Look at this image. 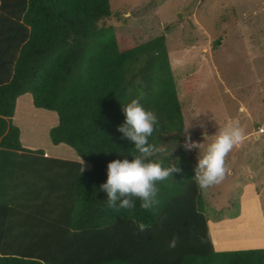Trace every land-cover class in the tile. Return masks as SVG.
<instances>
[{"label": "trees", "instance_id": "obj_1", "mask_svg": "<svg viewBox=\"0 0 264 264\" xmlns=\"http://www.w3.org/2000/svg\"><path fill=\"white\" fill-rule=\"evenodd\" d=\"M110 14L109 0H0V264H264V248L214 247L182 147V100L165 35L121 43ZM23 93L56 112L52 143L74 147L89 168L22 145L11 117ZM141 94L158 119L150 143L170 152L152 159L182 173L157 182L152 211L139 201L115 211L100 186L108 163L138 154L117 129L122 108ZM140 222L151 227L135 234Z\"/></svg>", "mask_w": 264, "mask_h": 264}, {"label": "rangeland", "instance_id": "obj_2", "mask_svg": "<svg viewBox=\"0 0 264 264\" xmlns=\"http://www.w3.org/2000/svg\"><path fill=\"white\" fill-rule=\"evenodd\" d=\"M109 4L107 22L121 43L165 35L184 131L187 128L192 141L204 144L200 150H186L194 169L215 134L239 121L245 138L226 158L225 179L202 189L205 209L216 249L264 248V133L257 131L264 128V0ZM19 98L11 122L20 129L24 147L78 158L74 147L55 145L50 139L56 112L33 105L29 93ZM87 168L84 161L83 169Z\"/></svg>", "mask_w": 264, "mask_h": 264}, {"label": "clouds", "instance_id": "obj_3", "mask_svg": "<svg viewBox=\"0 0 264 264\" xmlns=\"http://www.w3.org/2000/svg\"><path fill=\"white\" fill-rule=\"evenodd\" d=\"M143 95L131 99L123 108L125 122L118 127L123 138L130 141L136 151L131 160L116 159L107 165V180L100 186V190L107 194V206L119 211L121 209L135 210L136 201H139L140 209L152 211L159 203L157 200V182L169 180L173 174L182 173L177 163H168L165 166L161 160L153 157L170 152L163 146L150 143L149 138L158 130V119L156 115L145 110L141 100ZM187 129V128H186ZM184 131L185 138L182 147L187 151L204 148L203 143L192 141ZM208 137L206 136V139ZM245 138L244 129L239 121L230 122L224 129L215 134L214 139L199 157L194 170V179L201 189H208L220 184L229 172L226 158L234 147L243 142ZM80 171H83L84 161L78 157ZM150 225L143 222L137 223L135 234L147 232ZM178 237L169 241V248H175Z\"/></svg>", "mask_w": 264, "mask_h": 264}, {"label": "crops", "instance_id": "obj_4", "mask_svg": "<svg viewBox=\"0 0 264 264\" xmlns=\"http://www.w3.org/2000/svg\"><path fill=\"white\" fill-rule=\"evenodd\" d=\"M20 99L21 98H17V102L19 103V101H20ZM32 100V99H31ZM17 103V104H18ZM34 105V104H33ZM243 108V107H242ZM41 112V111H40ZM262 133H264V132H262ZM20 136H21V134H20ZM21 138V137H20ZM23 145V144H22ZM24 146V145H23ZM31 149V148H30ZM44 151V150H43ZM45 152V151H44ZM45 155L46 156H49V157H57V158H63V159H70V160H78L77 158H73L72 156H70V157H66V156H64V155H62V154H58V155H53V154H49L48 152H45ZM65 157V158H64ZM210 228V227H209ZM210 233H211V230H210ZM211 238H212V241H213V237H212V234H211ZM214 245H215V243H213ZM220 244V243H219ZM215 247V246H214Z\"/></svg>", "mask_w": 264, "mask_h": 264}, {"label": "built area", "instance_id": "obj_5", "mask_svg": "<svg viewBox=\"0 0 264 264\" xmlns=\"http://www.w3.org/2000/svg\"><path fill=\"white\" fill-rule=\"evenodd\" d=\"M257 131H258L259 133H262V132H264V128H263V127H258V128H257Z\"/></svg>", "mask_w": 264, "mask_h": 264}]
</instances>
